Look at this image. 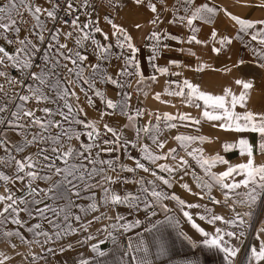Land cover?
Returning <instances> with one entry per match:
<instances>
[{"label": "snow or ice", "instance_id": "snow-or-ice-1", "mask_svg": "<svg viewBox=\"0 0 264 264\" xmlns=\"http://www.w3.org/2000/svg\"><path fill=\"white\" fill-rule=\"evenodd\" d=\"M255 6L264 9V0ZM125 9L151 13L144 46L152 75L142 70L129 27L117 22ZM220 13L232 35L216 28ZM165 22L189 34L162 29ZM205 27L206 38H198ZM168 41L210 46L217 55L236 41L264 70V18H244L213 0H0V264H55L50 256L68 252L80 256L75 264H159L169 256V229L192 248L222 254L224 264H264V110L252 106L255 83L237 78L238 93L224 87L214 94L188 78L168 80L153 99L179 97L197 115L140 107L134 96L148 97L157 74L228 73L245 64L240 58L211 68L191 47ZM173 50L197 57L195 67L157 63ZM204 122L236 137L221 147L238 150L239 162L202 147L219 137L166 134L181 127L199 133ZM176 185L197 202L172 191ZM250 229L258 243L246 250ZM85 246L88 254H80Z\"/></svg>", "mask_w": 264, "mask_h": 264}, {"label": "crops", "instance_id": "crops-1", "mask_svg": "<svg viewBox=\"0 0 264 264\" xmlns=\"http://www.w3.org/2000/svg\"><path fill=\"white\" fill-rule=\"evenodd\" d=\"M226 1L228 0H213V2L218 5L219 7L227 9V11L232 12L233 14H236L234 11H232L227 5ZM237 1V0H235ZM244 18H264V9H261L256 6L246 7L244 11H241L239 14ZM122 19L118 20V23H125L126 26L129 27V30L132 32V35L135 38V42L138 46L141 47L142 51L141 53H138V56L140 58L142 70L145 71L146 75H152L153 70L151 68V65L148 63V56L150 54V49L148 47H145L144 45L147 43L144 40V36L147 34V32L150 30V25L147 24L148 19L151 17V13L147 12L146 10H133V9H125L123 13H121ZM134 22H140L145 25V27L141 31H136L133 28H131L132 23ZM216 28L219 30L221 34H229L232 35L234 33V29L231 27V22L228 20L226 16H224L223 13L219 14V19L216 22ZM162 29H166L167 31L173 33V34H180L184 37H186L188 33L187 29L184 28H177L174 26H170L165 22L160 26ZM210 29L208 27H205L201 33L198 34V38L204 39L206 38V33L209 32ZM246 39H249L246 37ZM173 49L184 47L188 48L191 47L192 51L197 54V57L200 58L201 61L206 62L207 64L211 65V68L215 69H223L226 65L231 66L236 63V61L240 58H242L245 61V64L240 66L239 68H233L231 72L225 73L221 71H212L211 69H205L202 73H197L194 71H190L185 69L183 73V77H169L165 75H158V82L151 84V91L149 92L148 97H144L142 94L139 96V100L137 101L136 97L134 96L133 103H138L140 107H146L150 111H160V112H171L176 113L177 111L181 112H192L193 115H197V112L195 109L190 108L180 102L179 97H171L168 95H162L161 99L164 101H170V103H161L160 101H157L153 99V96L156 92L163 93V89L167 87L166 81L168 80H181L183 78H188L189 80L201 84V86L214 94H221L222 89L224 87H231L233 91L239 92L240 86L236 85L234 83L235 79L242 78V79H252L255 83L256 89L253 92V101L252 106L256 108L257 110H264V70H261L255 66V64L252 62L254 60V57L252 56L251 52L243 47L239 42L234 41L233 45L231 46L230 51H224L221 54L217 55L211 51L210 46L204 47L202 45H180L174 41H168ZM252 44L256 47H259V45L253 41ZM197 57L191 56L190 54L181 53L179 51H164L160 57V59L157 61V63L161 66H168L169 61L171 60H178L184 64H189L195 67L197 63ZM173 71H178L179 69L172 68ZM133 86L134 84V78H133ZM109 95H112L115 97V90L109 86ZM99 107V102L97 104ZM239 110V109H238ZM123 122V121H121ZM185 132L187 134H204L210 137H219V140L215 141L212 144H204L202 147L205 149V151L209 154H214L215 152L219 151L222 155H225V157L232 161V162H239L240 157L238 150H233L228 153H224L223 149L221 147L222 142L224 141H233L236 137L232 133L224 132L223 130L214 129L211 127V125L207 122L202 123L200 126L199 133L196 132L195 128H188L185 129L183 127L178 129H171L166 134L171 137L178 133ZM250 141L255 144L258 137L255 134L249 135ZM169 146H175L174 143L170 140ZM193 146H201V145H193ZM181 154H183L181 152ZM133 155H137V153L133 152ZM191 162V161H190ZM214 170H221L218 166L217 169ZM197 171L200 170L197 168ZM190 184H192L191 178L186 177L185 178ZM192 187L195 190V185H192ZM172 191H175L178 195H180L182 198H184L188 202H197L198 198L186 193L183 189H181L178 185L174 186ZM215 212L217 214H224V210L220 206H215ZM120 213L128 216V213L124 209H119ZM193 213L196 212H203V209H192L190 210ZM131 219V217H128ZM197 221L202 224L206 228V230H210L211 226L207 225L206 221L201 222L198 219V216L196 217ZM218 226H223L221 222H218ZM185 230L189 231L190 234H194L198 238V234L194 233V230L190 228V225H184ZM168 242H169V256L163 258L159 264H179L180 261L184 260H194L197 262V264H224L222 259V254H219L215 251L209 250L202 245H200L197 248H192L190 245H188L186 242H183L181 239H179L175 233V231L169 229L168 233ZM258 242L254 238V231L253 229L249 230V234L247 237V240L245 242V249L247 250L249 247H251L254 244H257ZM3 245H0V248H2ZM105 249H108L110 247L109 244H105L102 246ZM19 251L24 252L27 254V249L24 247H21ZM33 251L39 252L38 248H33ZM79 253L87 255V247H81L79 248ZM80 256L76 252H68L64 254L57 253L56 256H50L49 260L54 261L55 264H75L76 261ZM30 259V257H29ZM15 260L18 262L20 260V257H15Z\"/></svg>", "mask_w": 264, "mask_h": 264}, {"label": "rangeland", "instance_id": "rangeland-1", "mask_svg": "<svg viewBox=\"0 0 264 264\" xmlns=\"http://www.w3.org/2000/svg\"><path fill=\"white\" fill-rule=\"evenodd\" d=\"M259 2H260V0H247V4L248 5H252V6L258 5ZM225 3L236 14H239L241 11H243L244 9H246V7L249 8V6H246L245 5L244 0H237V1H235V0H232V1L228 0Z\"/></svg>", "mask_w": 264, "mask_h": 264}, {"label": "bare ground", "instance_id": "bare-ground-1", "mask_svg": "<svg viewBox=\"0 0 264 264\" xmlns=\"http://www.w3.org/2000/svg\"><path fill=\"white\" fill-rule=\"evenodd\" d=\"M230 1H232V0H230ZM244 11V10H243Z\"/></svg>", "mask_w": 264, "mask_h": 264}]
</instances>
